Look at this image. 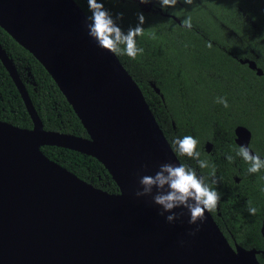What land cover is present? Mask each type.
Returning a JSON list of instances; mask_svg holds the SVG:
<instances>
[{"label":"water","instance_id":"95a60500","mask_svg":"<svg viewBox=\"0 0 264 264\" xmlns=\"http://www.w3.org/2000/svg\"><path fill=\"white\" fill-rule=\"evenodd\" d=\"M85 16L74 0H0V27L44 66L88 134L43 128L0 45L33 124L0 121V264H260L257 250L230 244L210 212L190 235L186 216L169 224L150 196H135L140 175L180 161L116 54L88 36ZM250 134L237 126V144ZM44 145L94 157L119 192L80 179L45 156Z\"/></svg>","mask_w":264,"mask_h":264},{"label":"trees","instance_id":"16d2710c","mask_svg":"<svg viewBox=\"0 0 264 264\" xmlns=\"http://www.w3.org/2000/svg\"><path fill=\"white\" fill-rule=\"evenodd\" d=\"M192 1L193 8L176 14L174 19L145 12L139 1L105 0V7L113 15L124 13L123 20L117 22L125 31L136 25L139 12L145 16L144 34L137 38V46L144 49L143 53L135 59L122 53L115 54L142 91L173 151L178 137L192 135L197 138L201 158H207L216 168L217 182L211 187L218 192L220 200L210 214L231 245L235 242L244 249L257 250V259L264 264V170L249 174L248 165L235 155L238 146L234 142V128L238 125L247 127L253 139H261L259 130L264 129V0H237L260 29L255 38L259 41L252 45L246 42L241 45L235 36L239 33L244 41L252 39L248 25L241 26L237 15L216 12L220 4L233 0ZM78 5L87 15L84 0ZM189 16L192 28L186 29L181 26V21ZM152 33L157 39H152ZM257 43L259 46L254 47ZM0 45L12 59L43 128L88 137L80 119L44 66L1 27ZM246 46H253L257 57L251 56L250 48ZM243 47L245 53H241ZM235 57H252L263 74L258 75ZM218 97L227 100V108L217 102ZM0 121L20 128L33 126L20 93L1 60ZM205 141L213 144L214 154L205 152ZM40 150L85 182L109 193L119 192L109 171L94 157L54 145L41 146ZM226 155H232L234 159L229 162ZM176 156L181 164L192 167L198 174H207L208 170L199 169L194 160ZM249 202L257 209L255 215L247 212Z\"/></svg>","mask_w":264,"mask_h":264},{"label":"clouds","instance_id":"9594fccd","mask_svg":"<svg viewBox=\"0 0 264 264\" xmlns=\"http://www.w3.org/2000/svg\"><path fill=\"white\" fill-rule=\"evenodd\" d=\"M116 2V0H114ZM152 0H139L140 4H149ZM162 11L175 9L178 3H192V0H155ZM79 4L80 0H74ZM88 14L85 16L88 36L95 41L97 47L109 53H122L131 59L142 54L144 49L137 46V38L144 34L143 25L145 16L143 12L137 14L136 25L128 27L125 31L117 21H122L123 12L115 15L105 7V0H84ZM181 26L192 28L191 17L181 21ZM152 39H157L155 33ZM217 102L225 108L228 102L224 97H218ZM199 141L192 135L178 137L174 141V152L179 156L194 160L199 169H207V174H198L195 169L181 163L165 162L158 166L157 170L139 177V188L135 192L136 197L150 196L152 202L158 207L159 214L165 217L169 223H175L182 216L187 217V223L194 226L190 235L200 231L201 225L206 221V213L217 208L220 196L211 187L217 181L216 168L207 158H201V151L197 150ZM235 155L241 158L247 165L249 174L260 173L264 170V156L254 152L248 143H240ZM231 162L234 157L226 155ZM250 205V202H249ZM177 209L181 211H177ZM249 215H255L256 207L247 208Z\"/></svg>","mask_w":264,"mask_h":264},{"label":"flooded vegetation","instance_id":"af4514ba","mask_svg":"<svg viewBox=\"0 0 264 264\" xmlns=\"http://www.w3.org/2000/svg\"><path fill=\"white\" fill-rule=\"evenodd\" d=\"M134 1H139V0H134ZM199 3H200V1H199ZM202 5H204V3ZM140 6L142 7V9L145 12L163 14V15H167V16H170V17L175 19L176 14H180V13H183V12H186V11H190L191 8H193V1L190 4L183 3V2L178 3L176 5L175 9H171V10H168V11H162L160 9V7L158 6V4H156L155 0H152V2L149 3V4H140ZM216 10H217L216 12H218L219 15H226V16L230 15V14L237 15L239 17V21L241 23V26L248 25V28L252 31V36H253L252 39H247L246 41H244L243 40L244 37H243L242 34L235 33V36L237 37L238 43H240L242 45L243 42H246L247 44L252 45V43H255V41H259L258 39H255L256 35H258L259 31H260L256 21L254 20V18H252L250 16V14H248L247 9H245L243 7V5L240 4L237 0H233V1L229 2V3H222V4L219 5V7H217ZM230 31L233 33L232 29H230ZM247 38H249V37H247ZM258 43L254 47H258L259 46ZM241 45H238V46L240 47ZM239 47H237V50H240V49H238ZM244 47H243V49H241V53H245L246 50H245ZM246 47H248V46H246ZM248 48H250V50H249L250 53H251L250 55L251 56L255 55V57H257V55H258L257 54V50L255 48L253 49V46H250ZM235 58L239 62L246 63L247 65H248V62H243V61H245V60L254 61L255 64H256V61L254 59H252V57L251 58L245 57L244 59L239 58V57L238 58L235 57ZM256 66H257V64H256ZM248 67H249V65H248ZM257 68H260V67L257 66ZM250 69H252V68H250ZM252 70H254L255 73H256V69H252ZM238 126H242V125H238ZM243 127H245V126H243ZM236 128H237V126L234 128V134H235V129ZM245 128H247V127H245ZM250 133L251 134H250L248 145L250 146V148L254 152L260 154L261 156H264V129H260L259 130V134L261 135V139H253L252 132L250 131ZM235 139H236V135L234 136V142L237 144ZM237 146H239V145L237 144ZM203 149L205 150V152L207 154H210V153L214 154V152H213V150H214L213 144L210 141H205L204 142ZM235 179L238 180L237 178H235Z\"/></svg>","mask_w":264,"mask_h":264}]
</instances>
